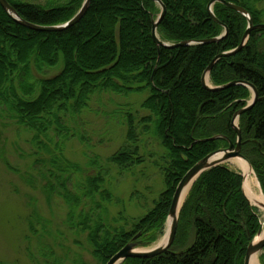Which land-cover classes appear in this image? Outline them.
Here are the masks:
<instances>
[{"label": "trees", "instance_id": "16d2710c", "mask_svg": "<svg viewBox=\"0 0 264 264\" xmlns=\"http://www.w3.org/2000/svg\"><path fill=\"white\" fill-rule=\"evenodd\" d=\"M8 1L23 19L50 26L69 21L85 0ZM162 1L167 8L158 28L163 41H202L222 35L225 26L229 31L216 42L166 48L152 37L153 21L161 12L153 0H92L81 21L52 32L18 24L0 4V101L7 107L6 115L32 133L31 156L47 203L64 201L67 227L87 234L97 264H106L139 233L137 242L144 247L165 234L177 185L199 160L230 145L227 139L208 138L220 134L236 143L231 121L252 97L244 85L211 91L202 83L213 59L240 45L247 20L220 2L214 4V13L222 24L208 13L211 0ZM228 1L246 8L255 24L262 23L260 0ZM52 70L56 73L47 75ZM235 80L252 83L259 93L253 108L240 116L239 126L242 153L264 193V29L254 30L246 46L222 57L210 74L214 87ZM104 92L147 93L141 106L149 115L138 119L131 112L125 114L129 144L108 158L121 174L145 163L142 144H136L140 135L151 133L164 150L156 163L164 175L165 190L144 216L126 222L128 228L123 223L115 225L123 221L122 213L116 220L110 217L111 208L123 201L109 188V171L99 157L90 158L89 165L97 167L90 173L65 154L66 141L73 136L69 117L82 113L93 95ZM138 125L143 126L140 133ZM0 161L9 171L21 174L27 185L37 186L35 177L13 166L1 144ZM242 187V174L227 164L206 171L184 202L170 249L122 264H244L262 220ZM28 204L32 208L29 230L42 240L45 234L37 226L45 219L33 198ZM40 245V257L30 254L33 262L61 264L49 244ZM75 264L85 263L76 260Z\"/></svg>", "mask_w": 264, "mask_h": 264}, {"label": "rangeland", "instance_id": "374dc122", "mask_svg": "<svg viewBox=\"0 0 264 264\" xmlns=\"http://www.w3.org/2000/svg\"><path fill=\"white\" fill-rule=\"evenodd\" d=\"M260 1L257 7L264 10V0ZM261 20L264 24V17ZM55 73L56 70H52L47 75ZM146 97V92L128 96L112 92L97 93L93 95L87 109L69 117L67 122L73 136L66 141V156L90 173L96 172L97 168L89 165L90 158L99 157V163L109 171V188L123 201V205L120 201L119 205L111 208L110 217L116 220L121 218L122 213L123 221H117L115 225L123 223L121 226L126 228V222L130 223L133 219L144 216L165 190L164 175L156 163L164 154V150L151 133L140 135L138 138L136 144H142L141 153L145 157V163L135 166L133 171L121 174L108 160L123 144H129L125 114L131 112L138 119L149 115L150 112L141 106ZM6 108L4 102L0 101V144L13 166L22 173L35 177L38 183L35 188L30 187L24 182L21 174L9 171L0 161V262L36 264L30 254L32 252L40 257L41 242L53 248L61 264H75L76 260H82L85 264H97L91 253L92 247L87 240V234L67 227V206L64 201L56 199L51 204L47 203L41 189L42 181L40 182L37 174L38 166L34 163L35 158L31 156L34 151L32 133L15 124L6 115ZM141 127L143 126L138 125V133ZM227 165L242 174L236 163L228 162ZM76 178L74 182L77 181ZM133 193L136 194L131 199ZM30 198L36 201L37 210L45 219L37 226L38 230L45 234L42 240L29 230L28 215L32 211L28 204ZM259 213L264 224V211ZM163 236L146 248L156 245ZM258 258L264 264V250Z\"/></svg>", "mask_w": 264, "mask_h": 264}, {"label": "water", "instance_id": "95a60500", "mask_svg": "<svg viewBox=\"0 0 264 264\" xmlns=\"http://www.w3.org/2000/svg\"><path fill=\"white\" fill-rule=\"evenodd\" d=\"M153 1H155L161 8V12L159 16L157 17V19L153 21V28H152V37L158 46H163L166 48H176L179 46L216 42V41L223 39L229 31L228 28L225 26V31L223 32L222 35L215 37V38H211V39H205L202 41H183V42L175 43V44L163 41L159 37L158 28H159V25L162 19L164 18L167 12V8L162 0H153ZM91 2L92 0H85L80 10L69 21L63 24L45 26V25L35 24L33 22L23 19L19 15L17 10L9 3L8 0H0V4L3 7V9L9 14L10 17H12L15 20V22L29 29L35 30V31H48V32L65 31L71 28L72 26H74L75 24H77L79 21H81V19L87 13ZM217 2H220L226 5L227 7L235 10L247 20V28L245 30V33L243 35L240 45L235 49L225 51L217 55L213 59L211 64L208 66V68L205 70L202 76L203 85L205 86V88L211 91L223 90V89H227L231 86H236V85H244V86H247L251 90L252 98L249 100L248 104L245 107L241 108L234 114L233 119L231 121L232 126L235 128L237 132V141L236 143H234L233 141L229 140L227 137L220 135V134L214 135L207 139V140H216V139H221V138L227 139L230 145L228 148H223V149H219L217 151L211 152L210 154H208L207 156L199 160L195 165H193L187 171V173L183 176V178L177 185V188L175 190V193L173 195V199L171 202L169 216L167 219V228L165 232V234H167V239L162 238L153 247L146 248L144 246H141L137 242V239L140 236V233H139L137 236L134 237V239L131 242L127 243L122 249H120L116 254H114L106 264H122L125 260L129 258H149V257H154V256H157L159 254H162L168 251L170 247L173 245L175 238H176L177 229L179 225L180 212L184 205V202L191 188L193 187L194 183L206 171L216 166L227 164L234 158H242L248 162L250 169L252 170L253 174L257 178V175L255 173V170L251 162L242 153L243 136H242V132L239 126V118L244 112L253 108V106L257 103V101L259 100L258 90L252 83L243 81V80H235L227 84L214 87L210 83V74L215 64L222 57L233 56L237 54L238 52H240L248 43L251 33L257 29H264V24L263 23L255 24L251 13L241 5H238L228 0H211L208 4V13L215 21L219 22L220 24L222 23L219 21V19L216 17L214 13V4ZM242 176H243V187L242 188L245 193V196L248 198L251 205L257 207L260 211L264 210V205L262 207H259L258 205L253 203L248 197L245 191L246 174L242 172ZM257 181H258L260 190L263 193V190H262V187H261V184L258 178H257ZM186 190H187V194L184 197V193L186 192ZM263 250H264V227L262 224L257 235L250 242L247 248L244 264H254V258L258 256L260 252Z\"/></svg>", "mask_w": 264, "mask_h": 264}, {"label": "bare ground", "instance_id": "6f19581e", "mask_svg": "<svg viewBox=\"0 0 264 264\" xmlns=\"http://www.w3.org/2000/svg\"><path fill=\"white\" fill-rule=\"evenodd\" d=\"M230 162L236 163L240 167L242 172H244L246 174L245 191L253 203L258 205L259 207H262L264 205V195L260 190L257 178L253 174L252 170L250 169L248 162L242 158H234ZM257 186H258L259 190H257ZM186 194H187V190L184 193V197L186 196ZM262 211H264V210H262ZM263 227H264V224H263ZM163 238L167 239V234H165L163 236ZM254 264H262L261 261L259 260L258 256H256L254 258Z\"/></svg>", "mask_w": 264, "mask_h": 264}]
</instances>
